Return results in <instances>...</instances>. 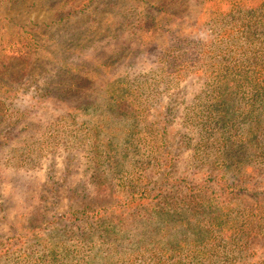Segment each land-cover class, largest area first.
Here are the masks:
<instances>
[{
  "label": "rangeland",
  "instance_id": "1",
  "mask_svg": "<svg viewBox=\"0 0 264 264\" xmlns=\"http://www.w3.org/2000/svg\"><path fill=\"white\" fill-rule=\"evenodd\" d=\"M260 52L264 0H0V264H264Z\"/></svg>",
  "mask_w": 264,
  "mask_h": 264
},
{
  "label": "trees",
  "instance_id": "2",
  "mask_svg": "<svg viewBox=\"0 0 264 264\" xmlns=\"http://www.w3.org/2000/svg\"><path fill=\"white\" fill-rule=\"evenodd\" d=\"M237 13H240V12H237ZM254 14L255 13L249 14L250 19L249 20L245 19L244 22L246 24H243V26H240L239 28H237L235 26V24H234V28H232V25L231 24L234 23V20H239L241 18L240 17L236 18L235 13H229V14H227L226 16L229 17V20H232V21H230V24H229V25H231V27L229 28V26H227V28L225 29V36H226V39L224 40L225 43L226 42L227 43H230L233 40V38L236 35H239V34L243 35L245 37V41H247V42L252 43L253 41H255L256 40L255 39V35H254L255 34L254 33L255 24H254V21L252 19V17H253ZM242 15H245V13H242ZM261 55H262V53L260 52L259 55L258 54H253L251 56L250 63L252 65V67H249V70H250L249 72H251V69L252 70L255 69L254 72L258 73L259 68L260 67L262 68V64L264 65V54H263V56H261ZM246 74H248V72L243 73V75H242L243 78L241 79V81H236V84H235L234 88H240V86L241 87L247 86L249 88H256L257 85H256V83H254L255 82L254 80H256L255 79V75H252L251 74L250 76L245 77ZM242 82H244L245 84H243ZM260 88L261 89H258V91H257L258 95L264 94V87H260ZM218 92H219L220 97H223L222 91L219 90ZM254 104H255V101H253L252 105H254ZM220 105L223 106V102H220ZM131 195H138V194L133 193V194H130V196ZM132 199L133 198L131 197L130 200H132Z\"/></svg>",
  "mask_w": 264,
  "mask_h": 264
}]
</instances>
